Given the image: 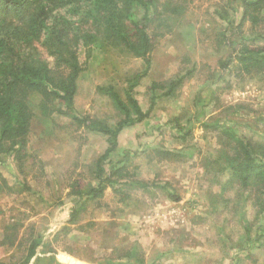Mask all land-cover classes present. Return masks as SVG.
Masks as SVG:
<instances>
[{
  "label": "trees",
  "instance_id": "obj_1",
  "mask_svg": "<svg viewBox=\"0 0 264 264\" xmlns=\"http://www.w3.org/2000/svg\"><path fill=\"white\" fill-rule=\"evenodd\" d=\"M191 1L0 0V166L17 165L23 189H30L26 179L37 165V157L29 148L34 120L42 122L51 135V126L58 118H65L75 132L83 131L84 141L88 142L92 134L104 142L103 153L93 160L84 158L82 163L88 170H81L71 181L69 195L75 198L74 205L61 230L47 239L44 232L34 229L26 236L24 224L11 218L3 227L0 245L14 253L0 264H40L41 261L63 264L56 260L55 243L84 220L82 216L90 206L100 208L110 188L126 205L130 204L128 199L134 191L155 196L160 193L173 202L181 201L180 193L171 182H148L139 178L136 159L141 153L122 149L119 137L125 129L146 121L159 99L177 98L179 89L194 74L195 66H192L183 68V75L179 72L170 79H150L159 40L172 33L175 20L189 11ZM211 7L213 27L204 25L201 32L212 41L214 51L220 56L221 75L215 80L225 82L226 88L217 87L216 91L232 89V78L235 81L250 76L264 78V0H229L223 6ZM81 47L114 49L143 63V70L128 81L124 91L112 83L97 87L116 119L83 115L76 108L79 79L86 70L79 59ZM42 50L52 59L54 68ZM182 64H191L187 55L181 58ZM147 79L150 80L147 87L150 106L145 111L135 91ZM181 117L173 116L168 124L174 126V137L184 144L192 137L193 130L191 120L184 123ZM239 121L232 117L218 118L203 125L216 132L222 146L212 162L223 163L219 174L228 173L223 191H237L235 195H241L244 200L237 197L236 209H243L246 206L242 202H248L256 210V219L263 222L255 238L249 241L264 250V115L256 117L253 124L250 121L245 124L255 129L252 136L238 131ZM143 152L149 157L159 156L158 162L188 155L184 148H154ZM48 174L47 165L42 163L33 172L32 179L39 182ZM4 184L6 180L0 173V195ZM223 199L230 202L224 196ZM42 252L45 257L40 258L38 254ZM231 257L229 264H235L237 258L238 263L241 261L237 254L232 253ZM119 259H126L124 264H145L135 250H129ZM119 263L110 258L95 264Z\"/></svg>",
  "mask_w": 264,
  "mask_h": 264
},
{
  "label": "rangeland",
  "instance_id": "obj_2",
  "mask_svg": "<svg viewBox=\"0 0 264 264\" xmlns=\"http://www.w3.org/2000/svg\"><path fill=\"white\" fill-rule=\"evenodd\" d=\"M228 1L193 0L189 11L175 20L172 33L159 40L150 79H170L179 72L183 75V68L192 66H195V72L179 89L177 98L159 99L146 121L125 129L119 137L122 149L141 153L136 159L141 180L174 182L178 190L186 192L183 196L190 201L184 202V208L179 206L178 217L169 218L166 217L168 212L173 213L178 208L166 205L160 193L155 196L134 191L128 199L130 204L126 205L110 188L102 206L98 209L90 206L82 216L84 220L55 243L58 262L95 264L111 258L124 264L127 260L119 259V256L135 250L145 264H229L232 253L241 258L239 263L238 258L236 263L234 260L235 264H264V250L249 241L255 238L263 222L256 219V210L248 202H242L246 206L243 209H236L234 202L244 200L241 195H235L237 191H223L228 173L219 174L223 163L212 162L222 146L216 132L203 125V122L232 117L241 120L239 125L236 124L238 131L252 136L255 129L245 124L248 121L253 124L256 117L264 115L263 77L250 76L239 81L232 78V89L216 91L217 87L226 86L225 82L215 80L221 75L220 56L214 51L212 41L201 32V27H213L211 6H223ZM42 53L54 68L52 59L43 50ZM184 55L190 58L191 64L180 65ZM79 59L86 70L79 79L77 110L87 116L116 119L112 107L100 96L97 87L112 83L124 91L128 81L143 70V63L114 49L84 47L79 49ZM149 81H144L135 91L145 111L150 106ZM173 116H182L184 123L191 120L193 135L184 144L178 142L174 137V126L168 124ZM70 124L68 119L58 118L50 128L53 134L48 135L49 130H45L44 124L34 120L29 148L37 157V165L26 179L29 190L23 189L17 165L0 166V173L6 180L0 195V242L3 227L11 218L24 224L26 230H21L24 235L29 236L34 229L44 232L46 239L60 231L68 220L75 200L69 195L72 179L81 170H88L82 163L84 158L93 160L104 150L103 138L91 134L88 142L84 141L83 131L75 132ZM80 143L83 144L79 149ZM154 148H184L188 155L158 162L159 156L151 154L149 157L143 152ZM42 163L47 165L49 174L34 182L32 174ZM223 196L230 202L226 203ZM154 223L157 230L144 227L145 224L154 226ZM129 224L132 232H128ZM13 253L0 245V261ZM38 255L43 258L45 252Z\"/></svg>",
  "mask_w": 264,
  "mask_h": 264
},
{
  "label": "crops",
  "instance_id": "obj_3",
  "mask_svg": "<svg viewBox=\"0 0 264 264\" xmlns=\"http://www.w3.org/2000/svg\"><path fill=\"white\" fill-rule=\"evenodd\" d=\"M172 183V185H173V187L174 188H176L177 189V184L176 183H174V182H171ZM178 190V189H177ZM180 190V191H179ZM178 190V192L180 193V196H181V201L180 202H178V203H176V202H173V201H171V200H169L168 198H166V197H161V198H163L162 199V201L166 204V205H168L170 208H172V209H176V208H178V210H176L175 212H168V214L166 215V217H169V218H176V217H178V215H179V209H180V207L179 206H182V208H184L185 206H183V205H185V203L184 202H187V201H190L189 200V198H186L185 196H183V194L184 193H186V192H183V191H181V189H179ZM150 219H151V217H149V221H150ZM154 226H155V223H154ZM152 226V225H150L149 227H148V225H144V227L145 228H151V229H149V230H152V228L153 229H155V230H157L158 229V226ZM127 229H128V232H132V228L130 227V224L129 225H127ZM137 232V231H136ZM137 233H139V232H137ZM138 235H140V234H138ZM127 237H129L128 235H127ZM120 243V242H119Z\"/></svg>",
  "mask_w": 264,
  "mask_h": 264
}]
</instances>
